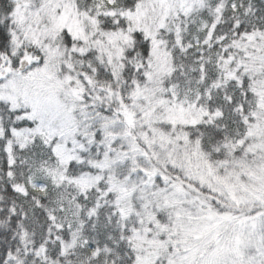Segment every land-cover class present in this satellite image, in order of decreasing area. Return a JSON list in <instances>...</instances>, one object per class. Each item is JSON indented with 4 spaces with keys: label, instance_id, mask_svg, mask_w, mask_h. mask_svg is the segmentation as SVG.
<instances>
[{
    "label": "snow or ice",
    "instance_id": "obj_1",
    "mask_svg": "<svg viewBox=\"0 0 264 264\" xmlns=\"http://www.w3.org/2000/svg\"><path fill=\"white\" fill-rule=\"evenodd\" d=\"M0 264H264V0H0Z\"/></svg>",
    "mask_w": 264,
    "mask_h": 264
}]
</instances>
